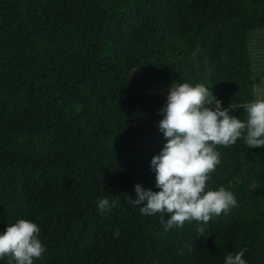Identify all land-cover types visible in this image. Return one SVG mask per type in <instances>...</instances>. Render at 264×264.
<instances>
[{"label":"trees","instance_id":"obj_1","mask_svg":"<svg viewBox=\"0 0 264 264\" xmlns=\"http://www.w3.org/2000/svg\"><path fill=\"white\" fill-rule=\"evenodd\" d=\"M262 32L264 0H0V235L37 224L50 248L34 264H224L242 249L264 264V147L216 146L206 190L224 187L237 206L202 237L199 222L165 231L127 202L137 184L159 191L150 168L171 84L206 83L247 119ZM74 194L61 219L55 201ZM109 195L118 205L99 212Z\"/></svg>","mask_w":264,"mask_h":264},{"label":"clouds","instance_id":"obj_2","mask_svg":"<svg viewBox=\"0 0 264 264\" xmlns=\"http://www.w3.org/2000/svg\"><path fill=\"white\" fill-rule=\"evenodd\" d=\"M210 73L211 69L205 70V80ZM211 88L206 83L170 85L166 103L158 113L163 117L158 129L167 142L152 158L150 168L159 191L137 184L136 198L127 195L128 204L139 207L142 216L159 214L165 231L181 228L186 221H196V231L202 237L205 225L213 217L227 214L237 206L234 194L224 187L206 190L210 174L221 163L217 145L232 146L243 139L248 149L264 147V99L248 103L244 108L247 119L242 121L231 114L232 105L222 109V102ZM118 202L117 195H109L98 201L97 209L107 213ZM39 234L38 225L25 219L8 225L0 235V259L10 258L9 264H34L46 251ZM119 235L116 229L114 238ZM245 251L229 252L224 264H246L242 258Z\"/></svg>","mask_w":264,"mask_h":264},{"label":"rangeland","instance_id":"obj_3","mask_svg":"<svg viewBox=\"0 0 264 264\" xmlns=\"http://www.w3.org/2000/svg\"><path fill=\"white\" fill-rule=\"evenodd\" d=\"M251 51H252L254 73L257 77H260L259 83L255 86L256 100L264 99V32L260 33L252 40ZM79 186H80V182H76L75 190H77ZM76 196L77 195L74 194L73 196H70L67 199H61L60 201H55V204L57 205H59L61 202L68 207V211H64L62 209L59 210V216L61 219H65L64 216H68L70 212H72L73 209L69 205L75 202ZM49 248L50 247L46 246L45 247L46 251L44 253H48ZM56 262L57 263H51V264H64L62 258L61 260H57Z\"/></svg>","mask_w":264,"mask_h":264}]
</instances>
